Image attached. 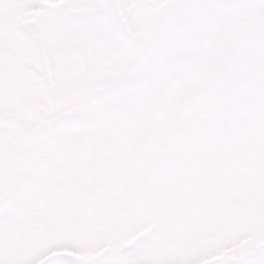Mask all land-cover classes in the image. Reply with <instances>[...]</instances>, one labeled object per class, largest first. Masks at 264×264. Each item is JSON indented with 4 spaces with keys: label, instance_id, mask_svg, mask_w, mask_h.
<instances>
[{
    "label": "snow or ice",
    "instance_id": "snow-or-ice-1",
    "mask_svg": "<svg viewBox=\"0 0 264 264\" xmlns=\"http://www.w3.org/2000/svg\"><path fill=\"white\" fill-rule=\"evenodd\" d=\"M0 264H264V0H0Z\"/></svg>",
    "mask_w": 264,
    "mask_h": 264
}]
</instances>
